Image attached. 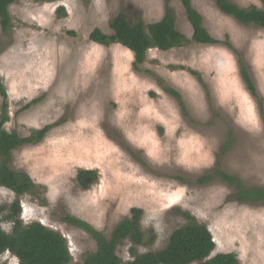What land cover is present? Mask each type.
I'll list each match as a JSON object with an SVG mask.
<instances>
[{"label":"rangeland","instance_id":"374dc122","mask_svg":"<svg viewBox=\"0 0 264 264\" xmlns=\"http://www.w3.org/2000/svg\"><path fill=\"white\" fill-rule=\"evenodd\" d=\"M228 1L262 7L258 0ZM190 2L208 33L232 45L257 100L246 90L236 54L223 45L150 49L135 70L128 49L89 40L95 29L112 34L109 23L120 11L130 24L161 20L164 0H16L9 7L10 28L0 27V79L9 105L4 128L25 137L53 126L38 145L12 152L10 167L36 185L18 198L20 218L60 233L71 264L82 263L96 243L65 224L66 214L108 237L132 208L143 212L145 239L155 236L139 254L164 248L186 212L210 232V257L231 253L240 264H264V205L230 201L232 188L218 178L197 183L217 167L247 187L264 188V31L221 13L215 0ZM170 5L177 31L191 39L181 0ZM163 87L179 93L185 111ZM230 133L232 143L219 155ZM80 169L98 173L88 190L77 185ZM16 199L0 187V205ZM131 247L124 241L117 248L122 264L132 260ZM0 264L18 261L6 252Z\"/></svg>","mask_w":264,"mask_h":264},{"label":"trees","instance_id":"16d2710c","mask_svg":"<svg viewBox=\"0 0 264 264\" xmlns=\"http://www.w3.org/2000/svg\"><path fill=\"white\" fill-rule=\"evenodd\" d=\"M15 1L0 0V27L3 33L8 32L10 28L11 17L8 10ZM33 1L53 3L58 0ZM258 1L261 8L256 6L240 8L228 0H215V5L221 13L233 18L238 23L244 26L252 25L264 31V0ZM170 2L171 0H164L163 17L151 24H145L141 19L130 24L125 13L120 11L109 23L112 34H105L99 29H95L91 32L89 40L101 46L119 44L128 49L134 55L135 70H138V66L144 62L146 53L150 49L169 51L194 42L207 46L223 45L234 52L229 42L216 40L208 33L203 27L201 15L192 7L190 0H181V5L185 18L192 29L191 39L177 31L175 14ZM58 12L64 14L62 8H59ZM234 53L238 58L240 75L246 90L257 100L258 96L253 80L240 57L236 52ZM163 90L178 100L182 111H185L177 91L169 87H163ZM259 107L261 109V106ZM8 122V96L0 79V187L9 190L17 197L9 206L0 205V223L5 222L11 225L10 232H5L0 226V255L8 252L17 259L18 264H71L72 257L67 241L60 233L38 222L29 224L22 222L18 198L33 193L36 185L26 172L16 171L10 167L12 152L24 146L38 145L53 126L33 130L28 136L23 137L15 131H7L4 127ZM231 143L230 133L226 143L220 148L219 155L224 154ZM213 172V175L201 177L197 183L204 185L214 178H218L232 188L233 193L228 198L230 201L239 204L264 205V188L247 187L240 179L224 173L217 167ZM97 181L98 173L96 171L78 170L76 182L82 190H88ZM142 215V210L132 208L130 216L121 220L106 237L86 222L66 214L62 218L65 224L83 230L96 243L95 252L88 254L82 263L77 264H122L121 259L117 256V248L124 241H129L132 244L130 248L132 260L126 264H240L236 256L231 253L210 257L215 249L210 232L186 212L181 214L185 224L171 233L164 248L139 254L138 247L152 246L155 242L153 234H149L145 239L141 228Z\"/></svg>","mask_w":264,"mask_h":264}]
</instances>
